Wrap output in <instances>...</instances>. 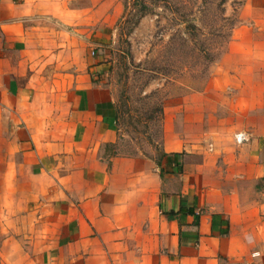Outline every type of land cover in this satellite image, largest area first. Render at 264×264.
Masks as SVG:
<instances>
[{
	"label": "crops",
	"instance_id": "obj_1",
	"mask_svg": "<svg viewBox=\"0 0 264 264\" xmlns=\"http://www.w3.org/2000/svg\"><path fill=\"white\" fill-rule=\"evenodd\" d=\"M262 5L230 65L164 79L157 153L92 55L119 0H0V264H264Z\"/></svg>",
	"mask_w": 264,
	"mask_h": 264
},
{
	"label": "rangeland",
	"instance_id": "obj_2",
	"mask_svg": "<svg viewBox=\"0 0 264 264\" xmlns=\"http://www.w3.org/2000/svg\"><path fill=\"white\" fill-rule=\"evenodd\" d=\"M119 2L124 15L106 42L93 31L92 49L97 62L105 63L108 84L116 91L129 149L152 146L160 153L164 79L184 75L204 83L214 66L230 65L238 55L232 52L227 58L234 29L243 17L252 19L247 12L260 9L264 0Z\"/></svg>",
	"mask_w": 264,
	"mask_h": 264
},
{
	"label": "built area",
	"instance_id": "obj_3",
	"mask_svg": "<svg viewBox=\"0 0 264 264\" xmlns=\"http://www.w3.org/2000/svg\"><path fill=\"white\" fill-rule=\"evenodd\" d=\"M92 55L94 56V55H97V51H96V49H92ZM236 140L238 141V142H243V141H245L246 140V136H245V134L244 133H238L237 135H236Z\"/></svg>",
	"mask_w": 264,
	"mask_h": 264
},
{
	"label": "trees",
	"instance_id": "obj_4",
	"mask_svg": "<svg viewBox=\"0 0 264 264\" xmlns=\"http://www.w3.org/2000/svg\"><path fill=\"white\" fill-rule=\"evenodd\" d=\"M163 156H166L167 157V161L168 163H170V161L172 160V155H168L166 153L163 154ZM176 156V155H175ZM157 163L160 164L159 160L157 159Z\"/></svg>",
	"mask_w": 264,
	"mask_h": 264
}]
</instances>
